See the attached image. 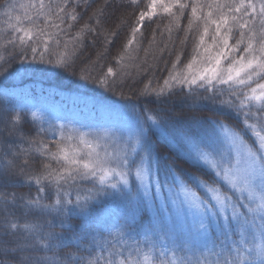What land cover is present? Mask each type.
I'll return each instance as SVG.
<instances>
[{"label":"snow or ice","instance_id":"6c2138e0","mask_svg":"<svg viewBox=\"0 0 264 264\" xmlns=\"http://www.w3.org/2000/svg\"><path fill=\"white\" fill-rule=\"evenodd\" d=\"M137 4L138 0H128V6ZM67 6L68 0H29L19 5L6 0L0 7L9 21L15 20L8 29L20 35L9 34L3 40L5 33L0 31V63L6 62L3 52L11 46L22 57L21 65L30 53L33 61L39 55L43 62L49 55L55 56L57 67H72L77 49L65 42L60 50L57 36L63 29L50 23L53 17L63 23L64 15L76 20V14L65 12ZM17 7L23 16H12ZM189 7L181 43H186L194 26L202 28L193 55L182 68L177 55L163 84L152 88L149 81L138 95L160 97L166 92L174 94L178 88L185 97H193L194 103L208 107L213 116H193L186 127L177 128L144 108L130 118L128 134L118 138L105 133L90 139L91 133L63 123L55 125L53 135L59 133V139L53 141L56 150L49 151L41 141L35 151L61 166L44 164L41 172L24 178L28 186H37V196L0 193V264H264V0H150L147 10L136 15L123 52L116 58L117 68L108 66L104 71L97 63L101 58L97 53V61L89 58L80 69L81 79H92L109 91L123 87L131 76L127 69L139 67L123 61L137 59L133 53L138 48L132 46L138 43L137 34L143 35L146 18L171 17L166 26L171 33L173 26L180 27ZM41 18L44 27L37 23ZM25 21L30 27L22 26ZM49 27L54 31H47ZM85 30L92 29L85 24L81 33ZM234 33L237 38L230 43ZM154 42L155 32L149 45ZM20 73L18 67L0 76ZM31 115L35 118L37 113ZM20 121V115L13 114L7 123L23 137ZM153 130L170 143L185 145L194 163L211 177L178 171L158 154L149 137ZM31 150L32 142L25 151ZM17 155L11 149L0 152V187L22 186L23 181L12 179L17 175ZM78 179L93 187L83 190L84 195L77 191L73 200L64 186ZM53 185L54 201L43 203L45 197L40 194ZM109 194L121 196L138 212L151 211L147 225L135 213L110 226L98 222L92 205L101 204ZM44 215L52 219L44 224L29 219ZM75 216L84 220L73 224L70 221ZM45 224L48 229L59 226L63 231H45ZM178 252L192 253L195 260Z\"/></svg>","mask_w":264,"mask_h":264},{"label":"trees","instance_id":"16d2710c","mask_svg":"<svg viewBox=\"0 0 264 264\" xmlns=\"http://www.w3.org/2000/svg\"><path fill=\"white\" fill-rule=\"evenodd\" d=\"M14 2L17 5L21 3L27 4L29 0H14ZM47 2L48 0H45V3ZM188 2L191 3V0H188ZM5 3L6 0H0V6ZM149 3L150 0H138L136 6H128V0H68V6L65 12L76 14L77 19L71 20L67 15L62 13L61 15H64L63 23H60L55 17H53L50 23L60 24V28L63 29L57 36V39L61 41L60 50L63 49L65 42H68L70 49L73 47L77 49L78 56L75 58V63L72 67H57L55 64V56L49 55L44 56L43 62H41L39 55L33 61L30 53L21 65L20 60L22 57L17 55L11 46L3 52L6 62L0 63V71L4 73L8 67L12 68L15 64H19L21 71L25 74L22 81L13 82L10 86L1 83L0 80V116L2 117V121H0V152L11 149L18 154L15 159L17 175L12 177V179H19L23 183L22 186L0 187V193H15L17 197L21 195L27 198L36 197L38 194L37 186L34 184L28 186L24 180L25 176L41 172L44 164H51L52 168L57 169L61 166L56 161L49 159L46 155H41L35 151V148L39 147L41 141L48 145L49 151L56 150V145L53 141L59 139V133L57 132L56 135H53V133L56 132L54 126L58 125V123L56 120L53 122L44 121L36 110L33 109V106L30 104V99L20 98L22 95L18 93V89L23 90L29 88L33 94L31 97L36 100L35 102L51 99L52 102H63L64 104L70 105L79 94H86L87 96H93L95 101L100 100L108 104L109 102L112 104H121L122 107L128 105L131 108L130 110L136 113L147 108L157 118L166 121L169 126H175L177 128L186 127L187 124L191 123V117L193 116H213L212 111L208 107L200 103H194L193 97H185V92L180 91L178 88L174 90V94L169 95L166 92L165 95L160 97H157L155 94L150 96L138 95V91L149 81H151L152 88H158L163 84L164 79L169 75V71L177 55H180L181 62L179 67L181 68L193 55V48L202 28L194 26L192 31L187 33L186 43H181V41L185 40V29L190 18V7L184 11V15L179 22L180 27L176 28L173 26L171 33L166 30V26L171 22V17L158 15L151 20L146 18L144 26L141 29L143 35L141 36L138 33V43L132 46L134 49L138 48L133 53L137 59L134 62L127 58L123 61L125 64L135 63L139 67L133 66L127 69L131 73V76L124 81L123 87L109 91L105 90L98 83H94L92 79H81L82 73L80 69L89 58L92 61H97V53L101 54V58L97 63L104 66V71H106L108 66L114 69L117 68L116 58L123 52V47L130 36L131 27L135 24L136 15H138L139 11H146ZM101 9L102 14L99 11ZM174 11L178 13L177 9H174ZM32 14L34 15L35 13L33 12ZM16 15L23 16V10L17 7L16 11L12 12L13 17ZM97 20L99 23H97ZM9 23L14 24L15 20L9 21L4 15V9L0 7V31L5 33L3 40L8 39L9 34L11 36L20 35V33H12L8 29ZM37 23L40 27H44V20L42 18ZM85 24L89 25V28L92 30H85L81 33V29ZM22 26L30 27V24L25 21ZM47 31H54V29L49 27ZM153 32H155V42L150 46L149 41H152ZM78 35L79 39H74ZM235 36L236 34H234ZM3 40H0V43ZM107 41H111V43ZM145 49L148 50L147 54ZM50 60L52 61L51 63L49 62ZM33 112L37 113L35 118L31 115ZM13 114H19L21 117L18 127L22 129L24 133L23 137H20L16 131L11 130V125L7 123L8 118ZM130 118L131 114L130 116L126 114V117H121L123 121L120 123L124 124L125 122H129ZM215 118L225 119L223 116H216ZM228 122L233 123L231 119ZM69 128L78 130V127L73 125H69ZM40 129H43V131H40ZM149 137L158 154L162 157H167V162L173 163L181 173L187 171L201 175L204 178L211 177L212 174L210 172L198 167L194 161L185 157L168 140L160 137L156 131H151ZM30 142H32L33 150L25 151L29 149ZM5 159L10 160L12 157H6ZM21 168H23V172H20ZM54 187L53 185L50 188H46L45 192L40 194L45 197L42 201L43 203H52L54 201ZM109 191L111 192V190ZM102 200V204H105L108 200L114 203V214L119 217L121 223L126 214L131 219L133 213H135L136 219L147 225L148 219L152 214L151 211H136L135 205H128L121 196L114 197L109 194L107 197H103ZM17 203L19 204L21 202L17 201ZM16 214H20L19 208L16 209ZM2 219L3 213L0 212V221ZM29 219L33 222H37L38 220L39 223L44 224L45 221H50L52 217L44 215L42 217H30ZM83 220L84 217L75 216L70 222L80 224ZM20 222L23 223V220ZM45 231L60 233L63 230L59 226L54 229H48L45 224ZM48 255L51 256L52 254L48 253ZM177 255L185 256L186 258L189 257L192 261L195 260V255L192 253L178 252Z\"/></svg>","mask_w":264,"mask_h":264},{"label":"rangeland","instance_id":"374dc122","mask_svg":"<svg viewBox=\"0 0 264 264\" xmlns=\"http://www.w3.org/2000/svg\"><path fill=\"white\" fill-rule=\"evenodd\" d=\"M235 38L237 37L235 36L234 40H231L233 42L230 41V43H234ZM14 66V68L8 67L7 72H14L18 67L21 69V66L19 64H15ZM0 72L2 73L3 71ZM24 76V72L21 71L20 75L17 76H8L6 74L0 76V80L1 83H5L10 86L13 82L22 81ZM17 91L19 94L22 95V97L20 98L30 99V104L33 106V109L36 110V112L39 114V116H41L44 121L53 122L54 120H56L58 124L65 123V125H67L68 127L69 125L77 126L80 132L91 133V136L89 137L90 139L103 137L105 133H109L114 138L120 137L121 134L126 136L128 134L130 121L121 124L120 122L123 121L121 120V117H126V114L129 116L131 114L132 117L136 113L131 111V108L128 105L122 107L121 104H112L110 102L108 104L100 100L95 101L93 96H87L86 94H79L83 96L78 95V97L75 98V101L72 102V104L67 105L63 102H52L51 99L38 100V102H35L36 100L31 97L33 94L29 88H25L23 90L18 89ZM0 121H2L1 116ZM104 142V140H101L102 144ZM107 143L111 144L112 141L108 140ZM173 145L185 157L192 160L185 145ZM64 187L69 192H71L72 199L74 200L77 191H80V194L84 195L83 190L92 188L93 184L86 180L78 179L74 184L69 182V185H65ZM53 192H55V187L53 189ZM113 204L114 203L110 200H108V202H106L105 204L93 203V209L97 210L98 212V222L106 223L110 226L114 224L117 220H119V217L114 214L115 207ZM100 209H102V211H100ZM187 259L191 260L189 257H187Z\"/></svg>","mask_w":264,"mask_h":264}]
</instances>
